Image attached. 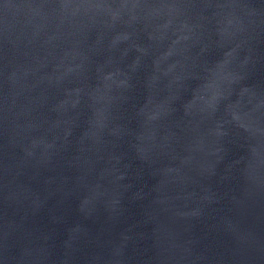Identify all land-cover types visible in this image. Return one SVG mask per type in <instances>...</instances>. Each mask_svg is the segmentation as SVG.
Listing matches in <instances>:
<instances>
[{
    "label": "water",
    "instance_id": "95a60500",
    "mask_svg": "<svg viewBox=\"0 0 264 264\" xmlns=\"http://www.w3.org/2000/svg\"><path fill=\"white\" fill-rule=\"evenodd\" d=\"M0 264H264V0H0Z\"/></svg>",
    "mask_w": 264,
    "mask_h": 264
}]
</instances>
